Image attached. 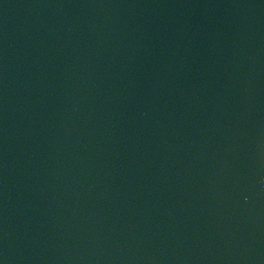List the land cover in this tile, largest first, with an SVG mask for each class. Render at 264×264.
Masks as SVG:
<instances>
[{"label":"water","instance_id":"water-1","mask_svg":"<svg viewBox=\"0 0 264 264\" xmlns=\"http://www.w3.org/2000/svg\"><path fill=\"white\" fill-rule=\"evenodd\" d=\"M0 264H264V0H0Z\"/></svg>","mask_w":264,"mask_h":264}]
</instances>
